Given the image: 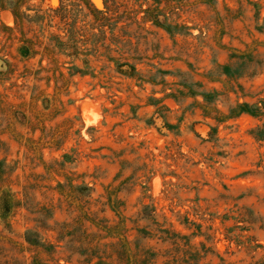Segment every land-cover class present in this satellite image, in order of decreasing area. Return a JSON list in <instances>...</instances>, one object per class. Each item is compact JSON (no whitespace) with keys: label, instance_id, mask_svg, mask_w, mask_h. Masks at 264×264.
Listing matches in <instances>:
<instances>
[{"label":"rangeland","instance_id":"obj_1","mask_svg":"<svg viewBox=\"0 0 264 264\" xmlns=\"http://www.w3.org/2000/svg\"><path fill=\"white\" fill-rule=\"evenodd\" d=\"M264 264V0H0V264Z\"/></svg>","mask_w":264,"mask_h":264},{"label":"trees","instance_id":"obj_2","mask_svg":"<svg viewBox=\"0 0 264 264\" xmlns=\"http://www.w3.org/2000/svg\"><path fill=\"white\" fill-rule=\"evenodd\" d=\"M96 264H102L101 262H98V263H96Z\"/></svg>","mask_w":264,"mask_h":264}]
</instances>
